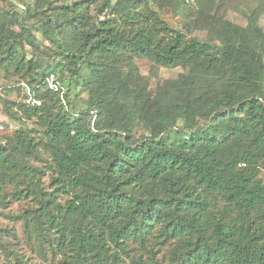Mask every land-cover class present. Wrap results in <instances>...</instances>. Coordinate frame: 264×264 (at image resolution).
Listing matches in <instances>:
<instances>
[{"label": "trees", "instance_id": "1", "mask_svg": "<svg viewBox=\"0 0 264 264\" xmlns=\"http://www.w3.org/2000/svg\"><path fill=\"white\" fill-rule=\"evenodd\" d=\"M246 1L241 25L215 0H0V72L26 88L0 104L32 123L0 139V209L31 204L13 216L31 251L264 264V0ZM37 31L49 47L33 58ZM140 58L183 72L150 88Z\"/></svg>", "mask_w": 264, "mask_h": 264}, {"label": "rangeland", "instance_id": "2", "mask_svg": "<svg viewBox=\"0 0 264 264\" xmlns=\"http://www.w3.org/2000/svg\"><path fill=\"white\" fill-rule=\"evenodd\" d=\"M13 1L16 5H21L20 0ZM188 1L190 4L194 5V7L199 4L202 6L207 4V0ZM215 2L221 6V10L219 11L220 15L232 22L245 25L246 22L243 16L241 13L236 11V5H243L247 2L246 0H215ZM162 15L171 26H178V20L170 12L163 11ZM31 20L32 19H30V21ZM259 24L264 29V14L260 16ZM193 36L200 40H205L206 31H194ZM34 38L37 47L33 48L31 45L24 43V48L29 56L39 58L49 47V43L38 31L34 32ZM136 65L139 72L147 77L150 88H154L159 81L165 78H175L183 72L181 67L164 68L155 66L151 61L145 58L136 59ZM19 85L20 84H18L16 78H5V76L0 72V96L16 102L23 101L26 96V88H21L22 86ZM10 87L13 88L11 89ZM84 95L82 97L85 98ZM19 116L13 117L15 119H11L6 115L3 104H0V139L12 135L16 129L32 125L30 120H26L25 118L18 119L20 118ZM45 185H47V181L45 182ZM27 206H31V204L25 200H21L19 202H12L8 204L6 208L0 209V264H4L3 252L6 247L21 248L28 256L35 260H43L46 264H56L51 262L49 263L47 261L48 259L46 260L43 256L40 257L39 255H42L41 252L37 251L35 253L31 251L24 241V234L22 228L20 227V222L13 219L15 214L19 213ZM5 229H10L14 235L5 232ZM162 252L163 250H160L157 255L161 256Z\"/></svg>", "mask_w": 264, "mask_h": 264}]
</instances>
